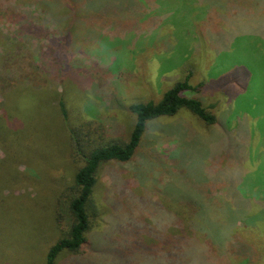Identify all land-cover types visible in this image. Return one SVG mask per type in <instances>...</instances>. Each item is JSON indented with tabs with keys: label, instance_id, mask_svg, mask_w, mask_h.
I'll list each match as a JSON object with an SVG mask.
<instances>
[{
	"label": "rangeland",
	"instance_id": "obj_1",
	"mask_svg": "<svg viewBox=\"0 0 264 264\" xmlns=\"http://www.w3.org/2000/svg\"><path fill=\"white\" fill-rule=\"evenodd\" d=\"M136 2L117 21L107 14L91 17L82 43L76 29V37L63 42L36 0H0V94L10 79L40 81L62 92L71 126H89L95 140L105 142L128 137L134 120L129 104L158 101L191 70V82H203L198 95L214 104L220 120L202 127L180 109L149 123L131 161L103 163L88 244L78 253L61 251L55 264H264L261 239L249 233L259 248L243 258L244 239L229 245L242 222L227 217L222 224L217 214L224 202L263 203L264 37L257 29L264 9L242 19L231 15L241 2L230 0ZM22 52L28 58L17 61ZM30 131L35 145L29 152L58 150L31 164L38 185L10 189L14 194L0 202V264H46L48 249L68 228V190L83 164L71 146L65 152L61 130L47 114L23 137ZM14 160L0 162L1 181L20 170ZM189 203L208 204L213 219L201 213L205 219L190 231L186 215L177 214ZM219 223L234 227L218 235L220 250L202 239L214 236Z\"/></svg>",
	"mask_w": 264,
	"mask_h": 264
},
{
	"label": "trees",
	"instance_id": "obj_2",
	"mask_svg": "<svg viewBox=\"0 0 264 264\" xmlns=\"http://www.w3.org/2000/svg\"><path fill=\"white\" fill-rule=\"evenodd\" d=\"M230 1L232 4L241 2L236 4L237 10L231 13L237 18L242 17L243 19L247 14L254 15L257 9H264V0ZM136 3V0H36L41 12L54 20L61 29V40L63 42H66L64 39H69V37H76L74 34L76 29L80 34L77 39L83 40L81 41L82 43L89 34L87 32L86 35L82 33L83 29L90 27L91 17L107 14V16L117 21L118 17L126 9L133 8ZM17 5L18 3L16 2L15 6L17 7ZM257 32L264 37V25H259ZM8 39L10 40V38ZM69 40L71 41V39ZM25 58L22 52L16 55L15 59L17 61L20 59L23 62ZM193 75L196 74L190 70L183 79L177 80L170 88L165 90L158 101L148 100L129 104L128 109L133 114L134 120L128 137L126 139L111 138L105 142L96 141L94 132L91 131L89 126H80L78 128L71 126V118L68 114L70 109L61 91L57 89L50 91L40 81H36L33 85L30 82H23V80L19 82L15 78V80H8L7 91L0 94V140L3 139L1 133L5 134V140L0 141V149L3 150L0 162L15 159V166L16 168L19 167L20 170L17 169L14 173L7 175L4 181L0 180V202L5 201L6 197L8 198L14 194L10 189L24 188L28 186L27 182L30 185H38L32 172L30 173V168L32 165H37L34 161L39 158H42V162L49 157L50 159L54 158L55 154L52 155V153L58 150L53 148L48 151L49 153L44 154H39L35 150L29 152L31 150L29 145H35L33 141L34 132L30 131L26 137H23L24 130L40 120L43 114H47L50 123L61 130L62 141H64L62 144L66 146L65 152L71 146L73 152L83 162L73 174V182L68 190L69 194L66 201V216L69 220L68 228L66 233L57 238L48 249L46 264H55L57 256L63 250L78 253L86 248L89 239L88 233L92 225V216L98 217L93 205V192L101 165L110 161L119 163L131 161L150 122L162 116H173L180 109H185L194 115L202 127L214 126L220 122L214 104L206 103L198 95L197 91H200L199 89L202 88L203 82L193 84L191 82ZM39 82L41 85H39ZM44 101L46 105L43 107L44 111L41 112L39 104ZM20 129H22L21 134ZM26 152H28L27 156L30 155L32 157V160L27 159V157L24 158ZM21 166L24 168L21 169ZM4 191H9V194L4 196ZM262 201L263 203H258L257 205H252L248 201L242 202L243 204L224 202L223 204L225 205L221 204L222 208L217 210L218 218H222L221 223H225L228 217L234 218L233 222L239 219L242 222V226L234 228L231 224L225 228L219 223L217 226L219 231H216L214 236L213 234L203 235L202 239L205 237L207 244L214 245L220 250L223 241H218V235H221L224 230L232 231V228H234L233 232L235 234H233L229 245L234 248L235 240H237L236 245H238L244 239L246 246L245 250L238 254H241L243 258L255 256V249L259 248L255 235L262 241L261 249H259L262 255V249L264 252V198ZM209 209L208 204L201 206L200 204L189 203L181 206L177 214L186 215V226L190 230L197 225L200 226L199 221L204 220V217L208 218V220L213 219L212 215L208 214L207 216L206 214ZM201 213L204 217L201 216ZM58 222L60 224L61 220L59 219ZM238 229L241 230L240 233ZM171 255H173V248L171 249Z\"/></svg>",
	"mask_w": 264,
	"mask_h": 264
}]
</instances>
